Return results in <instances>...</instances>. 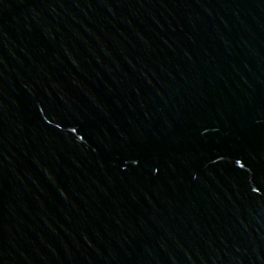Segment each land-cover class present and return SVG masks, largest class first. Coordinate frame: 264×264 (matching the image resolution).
Here are the masks:
<instances>
[{"label": "water", "instance_id": "95a60500", "mask_svg": "<svg viewBox=\"0 0 264 264\" xmlns=\"http://www.w3.org/2000/svg\"><path fill=\"white\" fill-rule=\"evenodd\" d=\"M0 264H264V0H0Z\"/></svg>", "mask_w": 264, "mask_h": 264}]
</instances>
